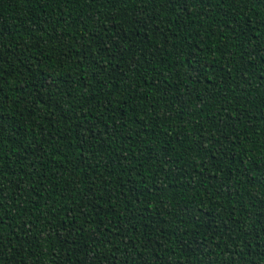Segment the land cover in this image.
<instances>
[{"label": "trees", "instance_id": "trees-1", "mask_svg": "<svg viewBox=\"0 0 264 264\" xmlns=\"http://www.w3.org/2000/svg\"><path fill=\"white\" fill-rule=\"evenodd\" d=\"M0 264H264V0H0Z\"/></svg>", "mask_w": 264, "mask_h": 264}]
</instances>
